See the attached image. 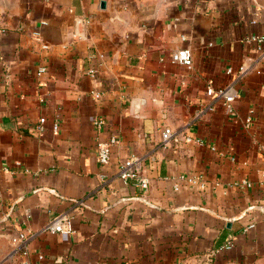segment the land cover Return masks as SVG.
Here are the masks:
<instances>
[{
  "label": "crops",
  "instance_id": "0c3cea01",
  "mask_svg": "<svg viewBox=\"0 0 264 264\" xmlns=\"http://www.w3.org/2000/svg\"><path fill=\"white\" fill-rule=\"evenodd\" d=\"M79 17L91 20L88 39L74 41ZM255 35L264 36V0L8 1L0 264H264V41L246 42ZM182 47L191 67L171 59ZM209 87H231L232 109ZM166 126L180 140L164 146ZM111 136L104 165L96 141ZM133 154L147 188L120 178ZM63 212L74 232L45 231ZM22 232L24 247L12 241Z\"/></svg>",
  "mask_w": 264,
  "mask_h": 264
},
{
  "label": "built area",
  "instance_id": "2783aa9c",
  "mask_svg": "<svg viewBox=\"0 0 264 264\" xmlns=\"http://www.w3.org/2000/svg\"><path fill=\"white\" fill-rule=\"evenodd\" d=\"M91 20L84 17H79L76 19L75 23V29L73 31V37L72 39L74 41H83L88 39L87 34V27L90 24ZM46 24V22H43ZM33 36L36 40H41L42 34L39 30H35L33 32ZM183 41H186V37H182ZM256 41L259 43H262L264 41V36L255 35L251 37L246 38V42ZM44 48H48L49 46L47 44L43 45ZM171 59L174 63L182 64L187 67H191L193 64V54L192 50L189 47H182L174 51L171 55ZM45 68L42 67L40 71H44ZM247 68L245 65H242L238 68V72L240 75L245 73ZM234 68L230 67L228 68L227 72L232 74L234 72ZM89 73L95 77L96 70L91 69ZM207 93L209 95H213L217 93L220 97H223L225 99V103L227 104L229 109H232V103L237 97L236 92L231 87H222L217 89H214L213 87H209L207 90ZM102 96V93L100 91L94 92V97L100 99ZM247 121H250V118L247 119ZM46 122L45 118H41L40 122L38 124L39 130H44V124ZM95 126L97 128L102 129L106 125V121L103 118H97L94 122ZM59 125H54V130H58ZM180 140V133L174 131L170 126H166L162 131V143L164 146L170 145L171 143L175 141ZM186 140H190L189 137H186ZM118 142V139L116 136H111L109 139L105 140L102 138H98L96 141V147H97V153H98V160L101 164L107 165L110 163L112 158V149L113 146ZM215 149V148H213ZM119 175L120 178L127 182L129 180L135 181L140 187L147 188L150 183V179L145 176L141 171V158L135 154L131 155L129 158H127L119 167ZM262 177L264 179V171L262 172ZM183 179H185L189 184L194 185L198 187L200 190H205L207 185L204 180H202L201 177H198L197 175H190V176H183ZM174 189L179 190L180 185L176 184L174 185ZM255 227V224L252 223L248 225L246 230ZM45 231L48 232H58L63 234H72L74 232V221L73 217L67 213H59L51 218V220L47 223V225L44 227ZM28 238V235L24 232L17 234L12 238V241L19 246L24 247L25 242ZM233 247V243L230 241L226 243L224 246L221 247V249H231ZM26 253V252H25ZM20 264H33L28 261H22Z\"/></svg>",
  "mask_w": 264,
  "mask_h": 264
},
{
  "label": "water",
  "instance_id": "95a60500",
  "mask_svg": "<svg viewBox=\"0 0 264 264\" xmlns=\"http://www.w3.org/2000/svg\"><path fill=\"white\" fill-rule=\"evenodd\" d=\"M102 4H103V6H105V4H106L105 1H102ZM137 199H139V200L145 202V203L148 204V205L155 206L154 204H152L150 201H148L147 199H145V198H143V197H137ZM259 208H261V207H259Z\"/></svg>",
  "mask_w": 264,
  "mask_h": 264
},
{
  "label": "rangeland",
  "instance_id": "374dc122",
  "mask_svg": "<svg viewBox=\"0 0 264 264\" xmlns=\"http://www.w3.org/2000/svg\"><path fill=\"white\" fill-rule=\"evenodd\" d=\"M8 1H11V0H0V9L5 7L8 4Z\"/></svg>",
  "mask_w": 264,
  "mask_h": 264
}]
</instances>
